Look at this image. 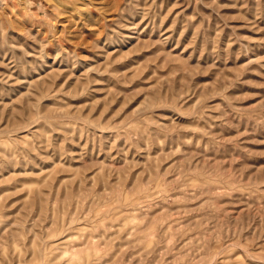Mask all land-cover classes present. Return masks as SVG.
<instances>
[{
	"label": "rangeland",
	"instance_id": "374dc122",
	"mask_svg": "<svg viewBox=\"0 0 264 264\" xmlns=\"http://www.w3.org/2000/svg\"><path fill=\"white\" fill-rule=\"evenodd\" d=\"M0 264H264V0H0Z\"/></svg>",
	"mask_w": 264,
	"mask_h": 264
}]
</instances>
